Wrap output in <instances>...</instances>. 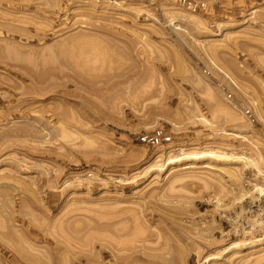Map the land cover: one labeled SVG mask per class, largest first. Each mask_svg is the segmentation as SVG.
I'll return each instance as SVG.
<instances>
[{
  "label": "rangeland",
  "instance_id": "rangeland-1",
  "mask_svg": "<svg viewBox=\"0 0 264 264\" xmlns=\"http://www.w3.org/2000/svg\"><path fill=\"white\" fill-rule=\"evenodd\" d=\"M0 264H264V0H0Z\"/></svg>",
  "mask_w": 264,
  "mask_h": 264
},
{
  "label": "bare ground",
  "instance_id": "bare-ground-1",
  "mask_svg": "<svg viewBox=\"0 0 264 264\" xmlns=\"http://www.w3.org/2000/svg\"><path fill=\"white\" fill-rule=\"evenodd\" d=\"M210 155H213L212 153H209ZM208 154V155H209ZM190 155V154H189ZM189 155H187V156H189ZM192 155V154H191ZM192 156H195V157H198V154H194V155H192ZM191 157V156H190Z\"/></svg>",
  "mask_w": 264,
  "mask_h": 264
}]
</instances>
